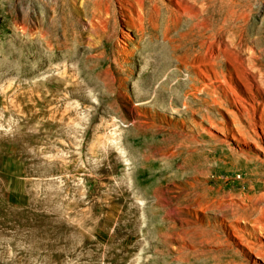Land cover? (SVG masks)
<instances>
[{
  "label": "rangeland",
  "instance_id": "rangeland-1",
  "mask_svg": "<svg viewBox=\"0 0 264 264\" xmlns=\"http://www.w3.org/2000/svg\"><path fill=\"white\" fill-rule=\"evenodd\" d=\"M226 1L0 0V264H264V0Z\"/></svg>",
  "mask_w": 264,
  "mask_h": 264
},
{
  "label": "bare ground",
  "instance_id": "bare-ground-1",
  "mask_svg": "<svg viewBox=\"0 0 264 264\" xmlns=\"http://www.w3.org/2000/svg\"><path fill=\"white\" fill-rule=\"evenodd\" d=\"M227 5L224 7L225 8V16L223 19V25L222 27L226 30V31H232L237 27H245L248 22L251 19L252 13H253V8L252 6L249 4V2H245L242 3L241 1L238 2H232L230 0L226 1ZM194 27L197 29H203L206 27L205 23L203 22H197L194 24ZM122 37V47L125 48L126 46V39L130 40L131 34L127 33V32H123L121 34ZM219 42L217 41L216 46L213 47V49H211L208 53H206L204 56H196L193 58V63L195 64L196 62L200 61L203 58H207L209 61L216 63L218 58H219ZM201 73H205V71L201 68L200 69ZM212 79V78H211ZM232 112V111H230ZM234 114V123L236 124L237 122H239V116L232 112ZM241 114L245 117V119L251 123V118L250 116L241 111ZM241 130V129H240ZM256 136L258 138H263L264 139V129L262 127V133L260 134L259 132H257L256 130ZM254 141L256 142V140L254 139ZM262 149L264 150V145L262 144Z\"/></svg>",
  "mask_w": 264,
  "mask_h": 264
}]
</instances>
